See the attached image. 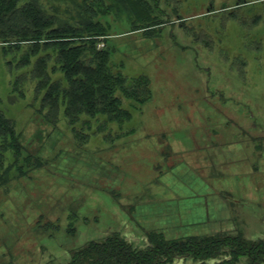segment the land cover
Here are the masks:
<instances>
[{
    "label": "rangeland",
    "instance_id": "obj_1",
    "mask_svg": "<svg viewBox=\"0 0 264 264\" xmlns=\"http://www.w3.org/2000/svg\"><path fill=\"white\" fill-rule=\"evenodd\" d=\"M39 1L74 21L73 5ZM148 1L160 23L136 29L133 13L114 7L98 16L104 33L83 50L106 52L111 71L141 83L135 105L119 93L131 112L119 122L101 111L68 123L64 108L52 111L45 92L65 81L56 42L0 49V110L21 146L16 157L4 153L0 264H65L112 233L134 249L150 246L148 230L264 242V10L256 11L264 0ZM26 154L39 167H29ZM181 163L229 204L210 232L158 226L178 204ZM222 248L217 258L180 255L167 264H249L230 262L229 246Z\"/></svg>",
    "mask_w": 264,
    "mask_h": 264
},
{
    "label": "trees",
    "instance_id": "obj_2",
    "mask_svg": "<svg viewBox=\"0 0 264 264\" xmlns=\"http://www.w3.org/2000/svg\"><path fill=\"white\" fill-rule=\"evenodd\" d=\"M58 1L73 5L74 21L61 20L39 0H0V49H15L24 43L46 45L56 42L61 46L56 50L55 60L61 62L65 81L56 83V86L55 81L50 82L45 94L51 98L52 111L59 106L64 108L68 123L74 122L80 113L91 116L101 111L117 122L119 117L121 120L129 118L131 112L119 105V93L133 100L132 103L135 105L134 103L140 99L136 93L141 85L138 78L125 83L127 79L123 74L111 71L106 52L93 48L89 57L83 50L90 42L93 45L97 36L104 33L98 16L106 14L114 7H125L131 11L141 24L136 29L140 28L143 31L152 29L160 21L151 16L152 6L149 1ZM257 10H264V5ZM27 58V55L22 57L23 61ZM43 74L47 77V72ZM52 83L56 88L53 93L50 91ZM144 92L148 94L146 84ZM14 127V123L0 110V182L6 177L4 173L7 172L3 166L5 151H11L13 157L20 152L19 133ZM23 161H26L29 167H39L41 163L38 158H32L28 154L24 156ZM16 167L17 173L24 172L20 165L16 164ZM146 235L150 246L145 249H134L116 233L107 235L100 241H89L86 246L72 252L65 264H167L180 255L204 260L217 258L224 253L225 249L222 247L225 245L230 249V262H237L241 258L249 264L264 262V242H247L241 236L221 237L202 234L165 238L162 233L153 230L146 231Z\"/></svg>",
    "mask_w": 264,
    "mask_h": 264
},
{
    "label": "crops",
    "instance_id": "obj_3",
    "mask_svg": "<svg viewBox=\"0 0 264 264\" xmlns=\"http://www.w3.org/2000/svg\"><path fill=\"white\" fill-rule=\"evenodd\" d=\"M179 166L180 172L186 177V182L180 183V190L175 195V198L179 197L176 200L179 205L171 206L169 213L157 217L158 226L181 228L195 233L210 232L228 217L229 204L222 199L221 190L207 184V180L200 174L182 163ZM168 214L172 218L167 220Z\"/></svg>",
    "mask_w": 264,
    "mask_h": 264
}]
</instances>
